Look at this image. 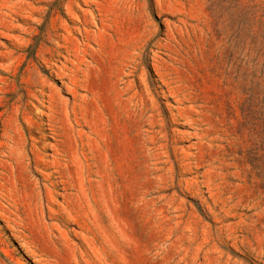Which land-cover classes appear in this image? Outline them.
I'll use <instances>...</instances> for the list:
<instances>
[{
    "label": "rangeland",
    "instance_id": "1",
    "mask_svg": "<svg viewBox=\"0 0 264 264\" xmlns=\"http://www.w3.org/2000/svg\"><path fill=\"white\" fill-rule=\"evenodd\" d=\"M0 264H264V0H0Z\"/></svg>",
    "mask_w": 264,
    "mask_h": 264
}]
</instances>
